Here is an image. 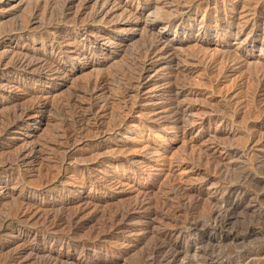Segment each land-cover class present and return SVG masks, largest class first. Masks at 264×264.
Masks as SVG:
<instances>
[{
    "label": "rangeland",
    "instance_id": "374dc122",
    "mask_svg": "<svg viewBox=\"0 0 264 264\" xmlns=\"http://www.w3.org/2000/svg\"><path fill=\"white\" fill-rule=\"evenodd\" d=\"M263 16L264 0H0V264H133L220 203L222 252L264 264Z\"/></svg>",
    "mask_w": 264,
    "mask_h": 264
},
{
    "label": "bare ground",
    "instance_id": "6f19581e",
    "mask_svg": "<svg viewBox=\"0 0 264 264\" xmlns=\"http://www.w3.org/2000/svg\"><path fill=\"white\" fill-rule=\"evenodd\" d=\"M98 1V0H97ZM108 1V0H107ZM151 1V0H150ZM158 1V0H157ZM223 2V0H221ZM236 1V0H235ZM66 2V1H64ZM112 2V1H110ZM166 2V1H165ZM169 2V1H168ZM227 2V1H226ZM234 2V1H233ZM71 3V2H70ZM105 3V2H104ZM149 3V2H148ZM157 3V2H156ZM206 3V1H205ZM229 3V2H228ZM64 4V3H63ZM66 4V3H65ZM103 4V3H102ZM109 4V3H108ZM107 4V5H108ZM164 4V3H163ZM215 4V3H214ZM113 5V4H112ZM66 6V5H65ZM70 6V5H69ZM103 6V5H102ZM101 6V7H102ZM231 10L234 4H230ZM106 7V6H105ZM207 7V6H206ZM63 8V7H62ZM124 8V7H123ZM67 9V8H66ZM206 9V8H205ZM208 9V8H207ZM234 9V8H233ZM101 10V9H100ZM103 10V9H102ZM210 10V9H209ZM216 10V9H215ZM218 10V9H217ZM228 11V10H227ZM234 11V10H233ZM130 12V11H129ZM209 12V11H207ZM205 12L206 14H208ZM212 12V11H211ZM230 13L232 11H229ZM168 13V12H167ZM174 13V12H173ZM227 13V12H226ZM204 14V12H203ZM233 14V13H232ZM131 15V14H130ZM247 15V14H246ZM140 16V15H139ZM209 16V15H208ZM207 16V17H208ZM213 15L211 14V17ZM216 16V15H215ZM226 16V15H225ZM169 17V16H167ZM137 18V17H136ZM201 18V17H200ZM219 18V17H218ZM224 18V17H223ZM226 18V17H225ZM264 18V16H263ZM217 19V18H216ZM253 19V18H252ZM139 20V19H138ZM200 20V19H199ZM224 20V19H223ZM226 24H224V32L227 35H238L241 32V28L238 29V24L234 25L232 18L226 19ZM231 20V21H230ZM247 20V19H246ZM201 21V20H200ZM249 22V21H247ZM264 22V21H262ZM201 23V22H200ZM214 23V22H213ZM222 23V22H221ZM236 24V23H235ZM244 24V23H243ZM201 25V24H200ZM247 25V24H246ZM263 25V24H262ZM215 26V25H214ZM251 26L249 25L248 28ZM222 28V25L216 29V33L219 32ZM247 28V27H246ZM247 28V29H248ZM253 28V26H252ZM251 28V29H252ZM215 29V28H214ZM249 29V30H251ZM264 29V28H262ZM255 30V29H254ZM235 31V32H234ZM264 36V30H263ZM214 34V33H213ZM224 34V33H223ZM248 34V33H247ZM264 39V38H263ZM155 41V40H154ZM156 42V41H155ZM241 43V42H240ZM69 45V44H68ZM145 45V44H144ZM154 42H147V44L142 47L143 60L140 62V65L137 66L136 71L138 70L137 78H141L143 73L147 70V63L155 54L160 51L155 46ZM64 49V48H63ZM140 50V51H141ZM162 50V49H161ZM167 51V50H166ZM164 52V51H162ZM137 53V52H136ZM140 54V52H138ZM167 53V52H166ZM141 54V55H142ZM140 55V56H141ZM161 55V54H160ZM80 56V55H79ZM86 56V55H85ZM84 57V56H83ZM137 57V56H136ZM220 57V56H219ZM141 58V57H140ZM139 58V59H140ZM47 59V58H46ZM78 59V58H77ZM87 59V58H86ZM136 59V58H135ZM228 59V58H227ZM45 60V59H44ZM88 60V59H87ZM138 60V59H137ZM136 60V61H137ZM139 61V60H138ZM88 62V61H87ZM16 63L19 66L27 67L32 66L30 62H26L24 59H18ZM51 63V62H50ZM134 63V62H133ZM136 63V62H135ZM40 64V63H39ZM86 64V63H85ZM137 64V63H136ZM136 64L131 65L132 67ZM222 64V63H221ZM17 66V65H16ZM37 66V65H36ZM50 66V65H49ZM52 66V65H51ZM57 66V65H56ZM35 67V66H34ZM40 67V66H39ZM94 67V66H93ZM38 68V67H37ZM49 68V67H48ZM59 68V67H58ZM131 68V67H130ZM202 68V67H201ZM48 70V69H47ZM130 70V69H129ZM134 71L135 69L132 68ZM212 70V69H211ZM236 70V69H235ZM43 71V70H42ZM136 71L134 72L136 74ZM41 72V71H40ZM61 72V71H59ZM128 72V71H127ZM34 73V71H33ZM133 73V74H134ZM146 73V72H145ZM40 74V73H39ZM120 75V74H119ZM40 76V75H39ZM53 76V75H52ZM108 76V75H107ZM251 76V75H250ZM117 77V76H116ZM57 78V77H56ZM67 78V77H66ZM102 78V77H101ZM100 78V79H101ZM136 78V76H135ZM93 81V80H91ZM90 81V82H91ZM98 81V80H97ZM120 81V80H119ZM131 81V80H130ZM256 81V80H255ZM94 83V82H93ZM127 83V81H126ZM88 84V83H87ZM92 84V83H91ZM95 84V83H94ZM99 84V83H98ZM128 84V83H127ZM257 84V83H256ZM96 85V84H95ZM106 85V84H105ZM88 86V85H87ZM99 86H101L99 84ZM90 87V86H89ZM97 87V86H95ZM92 88V87H91ZM98 88V87H97ZM93 89V88H92ZM94 90V89H93ZM221 91V90H220ZM258 92V91H257ZM91 94V93H90ZM176 96V95H174ZM239 101V100H238ZM65 102V101H64ZM93 102V101H92ZM96 102V101H94ZM90 103V101H89ZM74 104V103H73ZM76 104V103H75ZM240 104V103H239ZM69 105V103H68ZM72 105V103L70 104ZM254 105V104H253ZM61 106V105H60ZM64 107V106H63ZM74 107V106H73ZM79 107V105L77 106ZM83 107V106H82ZM97 104H90L88 111L81 114H71V119L67 121L69 129H65V135L70 137V134L76 129V127H83L84 123H88L89 120L93 119L95 115V109ZM72 108V107H71ZM81 108V107H80ZM79 108V109H80ZM84 108V107H83ZM87 108V107H85ZM84 108V110H85ZM76 109V107H75ZM78 109V108H77ZM71 110H74L73 108ZM83 110V111H84ZM248 110V109H247ZM65 111V110H63ZM80 111V110H79ZM82 111V110H81ZM95 111V112H94ZM74 112H77L76 110ZM72 113V112H71ZM80 113V112H79ZM103 113V112H102ZM228 114V113H227ZM103 117V116H102ZM170 117V116H169ZM70 118V117H69ZM66 119V118H65ZM67 120V119H66ZM120 120V119H119ZM64 124V123H63ZM86 124L84 127H86ZM89 124V123H88ZM97 124V123H96ZM81 127V128H82ZM80 128V129H81ZM83 129V128H82ZM81 129V130H82ZM73 130V131H72ZM85 130V128H84ZM78 131V130H77ZM79 132V131H78ZM84 133V132H83ZM79 134V133H78ZM73 135H76L73 134ZM55 136V135H54ZM81 136V135H80ZM74 137V136H73ZM46 184V183H45ZM234 184V183H233ZM236 188V186H235ZM233 189V188H232ZM238 190V189H237ZM184 194V193H183ZM224 199V198H223ZM220 200V199H219ZM222 201V200H220ZM220 203V202H219ZM234 204V202H232ZM221 204V203H220ZM212 213L204 218V220H199L194 218L187 220L183 223L180 228H173L168 230H163L158 233V235L152 240V242L147 246L145 250L140 255H137L139 259L133 264H250L253 260L252 255H256L260 250L257 251H239L234 254L233 258H230L229 254L222 252L223 246L226 245L228 239L231 238V233L229 231V226L232 223L231 219L234 217L233 211H229L227 205H220ZM223 204V203H222ZM229 204V203H228ZM216 206V205H215ZM213 206V207H215ZM237 208V207H236ZM212 209V208H211ZM37 210V209H36ZM39 210V209H38ZM232 210V209H231ZM22 212V210H21ZM118 212V211H117ZM211 212V211H210ZM23 213V212H22ZM186 213V212H185ZM204 215V214H203ZM124 216V215H123ZM190 216V215H188ZM193 216V214H192ZM191 216V217H192ZM233 216V217H232ZM184 217V216H183ZM200 217H202L200 215ZM248 219V218H247ZM112 225V224H111ZM114 225V224H113ZM70 227V226H69ZM232 228V227H231ZM167 229V228H166ZM67 234V233H66ZM187 236V239H185ZM188 236H192L191 239H188ZM257 236V235H256ZM263 237V236H262ZM28 248V247H27ZM20 253V252H19ZM139 254V253H138ZM14 256V255H13ZM136 260V259H135ZM133 261V260H132ZM62 262V261H61ZM48 263V262H47ZM45 264V263H43ZM50 264V263H49ZM53 264V263H51ZM76 264V263H75ZM84 264V263H83Z\"/></svg>",
    "mask_w": 264,
    "mask_h": 264
}]
</instances>
